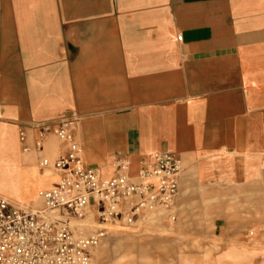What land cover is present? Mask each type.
Segmentation results:
<instances>
[{"label":"crops","instance_id":"crops-1","mask_svg":"<svg viewBox=\"0 0 264 264\" xmlns=\"http://www.w3.org/2000/svg\"><path fill=\"white\" fill-rule=\"evenodd\" d=\"M71 113L105 177L115 157L136 175L167 152L183 182H243L264 169V0H0V195L24 199L45 171L20 129L33 145Z\"/></svg>","mask_w":264,"mask_h":264},{"label":"built area","instance_id":"built-area-1","mask_svg":"<svg viewBox=\"0 0 264 264\" xmlns=\"http://www.w3.org/2000/svg\"><path fill=\"white\" fill-rule=\"evenodd\" d=\"M80 121L71 113L37 125L33 145L26 127L20 129L23 153L34 154L40 169L51 170L57 182L38 192L43 206L38 213L0 196V264H91L108 228L140 231L158 216L168 225L176 222L181 159L161 153L132 175L130 160L115 157L113 174L105 177L83 159L76 133ZM49 136L63 146L54 160L46 153ZM87 228L94 230L80 231Z\"/></svg>","mask_w":264,"mask_h":264},{"label":"rangeland","instance_id":"rangeland-1","mask_svg":"<svg viewBox=\"0 0 264 264\" xmlns=\"http://www.w3.org/2000/svg\"><path fill=\"white\" fill-rule=\"evenodd\" d=\"M50 152L54 160L57 142ZM29 157L37 172L40 167ZM52 175L45 170L32 189L25 177L24 199L0 196L38 213L43 210L38 192L49 187ZM182 176L183 172L174 224L158 216L140 231L108 228V235L92 253L91 264H264V169L239 183L201 184L193 175L183 182Z\"/></svg>","mask_w":264,"mask_h":264}]
</instances>
